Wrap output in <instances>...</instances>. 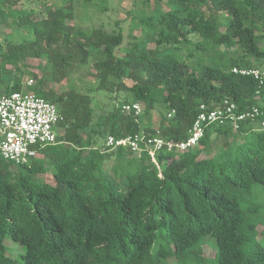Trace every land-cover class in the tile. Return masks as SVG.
Wrapping results in <instances>:
<instances>
[{"label": "trees", "instance_id": "trees-1", "mask_svg": "<svg viewBox=\"0 0 264 264\" xmlns=\"http://www.w3.org/2000/svg\"><path fill=\"white\" fill-rule=\"evenodd\" d=\"M162 1L129 12L141 29L130 41L120 20L112 31L70 24L78 4L98 0H0V18L13 17L19 32L0 39V92L23 89L30 61L44 59L48 74L32 72L28 90L62 116L42 158L0 160V264H264L262 117L239 130L206 124L196 147H164L157 163L147 151L106 146L133 134L185 140L202 104L229 99L241 112L264 103L260 80L233 71L264 68V0ZM90 61L96 87L114 97L102 110L74 84L51 85ZM131 102L144 106L140 115L123 109ZM217 137L225 141L214 153ZM49 171L53 182L38 178Z\"/></svg>", "mask_w": 264, "mask_h": 264}, {"label": "built area", "instance_id": "built-area-1", "mask_svg": "<svg viewBox=\"0 0 264 264\" xmlns=\"http://www.w3.org/2000/svg\"><path fill=\"white\" fill-rule=\"evenodd\" d=\"M235 73L253 75L264 86L263 67L233 68ZM30 79L28 86L32 85ZM237 104L224 99L218 105L202 104L199 112L189 129L187 139L175 142L157 136L143 134L128 135L123 138L109 136L106 146L110 149L119 146L130 147L135 152L147 151L152 160L157 163V151L168 147L185 151L199 144L204 134L205 125L230 123L234 130H239L241 124L247 120H259L261 129H264V103L254 105L248 110L239 112ZM123 109L140 115L143 106L140 102L123 104ZM174 113L172 110L169 116ZM62 116L58 106L53 101L39 96L28 89L13 90L0 95V160H7L15 164L28 162L39 154L41 148L58 142L59 122Z\"/></svg>", "mask_w": 264, "mask_h": 264}, {"label": "rangeland", "instance_id": "rangeland-1", "mask_svg": "<svg viewBox=\"0 0 264 264\" xmlns=\"http://www.w3.org/2000/svg\"><path fill=\"white\" fill-rule=\"evenodd\" d=\"M51 5H61L62 0H46ZM148 4H145L143 0H98V4H89L85 6L83 4H78L75 9V18L74 20L70 21V24L77 25L85 31L90 32L93 28H102L107 31H112L113 29L117 28L116 21L120 20L122 28L125 30V33L130 41H133V38L129 36V33H134L136 35L141 34V29L137 28L134 29L132 27L131 22L133 19L131 18L129 12L133 9L143 8L147 12H150L154 7L156 0H149ZM21 4L18 3L16 6L18 7ZM41 3L38 2L37 6ZM105 4H107L105 6ZM105 6V7H104ZM161 6L164 9H168L166 0L161 2ZM100 8H104L99 10ZM0 18V39H3V34H7L10 32L15 33L16 35L19 34L17 32V26L13 24L14 18L7 17L2 19ZM23 34V32L21 31ZM15 36V35H14ZM16 40L18 37H14ZM150 47H154V44L151 43ZM30 63L33 65L30 69H27L22 74V87L26 90L28 89V82L30 79H33L35 84L37 82V78L33 77L32 72L37 73L39 76L47 75L49 72V68L45 67L46 60H31ZM70 77L69 80H64L61 83H52V87H54L57 91H64L69 88V85L74 84L77 88L85 91L90 92L93 97V106L96 110H102L107 108V105L111 103L110 101L114 100V97L108 93L104 92L96 87L97 82L95 77L91 73L92 69V62H88L85 64H76L75 66L71 67ZM131 81L127 80V84L131 85ZM6 92L1 91V94ZM122 97V95H120ZM144 108V106H143ZM153 118L156 121L161 119V112L154 110ZM166 113V112H165ZM230 142H239L241 140L240 137H230L228 139ZM225 139L224 138H215L214 142V153H217L219 149L222 147ZM39 158H42L43 155L39 153L37 155ZM39 179H44L49 182H53L52 172L49 171L47 173L38 174ZM9 246V252L19 259L20 247L17 245H13L14 242L11 238H7L5 241ZM205 253L207 255H212L213 251L212 248L206 247ZM169 264H175V260L171 259Z\"/></svg>", "mask_w": 264, "mask_h": 264}]
</instances>
